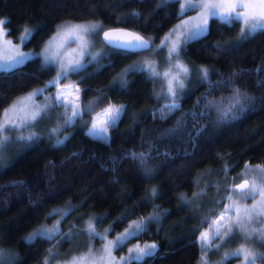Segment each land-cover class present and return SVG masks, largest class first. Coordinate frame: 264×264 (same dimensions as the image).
<instances>
[{"label":"trees","instance_id":"16d2710c","mask_svg":"<svg viewBox=\"0 0 264 264\" xmlns=\"http://www.w3.org/2000/svg\"><path fill=\"white\" fill-rule=\"evenodd\" d=\"M157 3L0 0V18L8 21L15 40L24 27L35 29L25 44L34 51L43 48L58 25L69 21L99 22L105 31L129 29L156 44L182 20L177 0L161 7ZM240 27L212 19L207 35L186 45L185 57L206 68L209 77L192 87L171 114L145 73L130 72L121 87L118 77L139 54L107 48L101 68L87 67L79 73L84 102L100 99L101 109L123 105L124 112L107 141L89 136L91 121L82 126L79 119L63 144H55L47 133L0 161V250L6 254L5 264H43L50 260L49 250L53 253L71 230L90 220L99 231L111 226L116 237L152 215L158 220L148 222L147 231L129 242L133 247L158 245L157 254L144 264H199V235L210 224V207L203 204L195 211L190 206L195 195L224 176L238 178L245 166L264 169V71H257L264 69V34L241 41ZM54 75L53 67L41 69V58L0 74V118L19 97ZM234 89L255 99L234 118L231 113L224 117L220 109L228 104L222 98L231 97ZM203 112L207 114L200 115ZM54 209L68 214L50 216ZM122 217L127 219L122 222ZM58 221L55 239L26 243L37 229L52 228Z\"/></svg>","mask_w":264,"mask_h":264},{"label":"snow or ice","instance_id":"6c2138e0","mask_svg":"<svg viewBox=\"0 0 264 264\" xmlns=\"http://www.w3.org/2000/svg\"><path fill=\"white\" fill-rule=\"evenodd\" d=\"M170 0H158L157 7L167 6ZM180 4L179 16L182 23L178 24L168 36L159 45V48L166 49L167 62L169 64L168 70L164 72L157 71L154 61H145L140 65L130 66L125 69L123 75L119 78L121 87L126 86V81L123 77L128 72H141L148 75L149 79L153 77L159 78L160 82L165 87L164 99L169 101L165 103L164 107L168 114L179 109V104L176 102L178 90L182 92L185 88V80L190 75V69L180 61L181 43L187 44L189 41L199 39L208 33V23L210 19L220 22L224 25L239 24L240 32L239 39L246 41L257 34H264V0H177ZM194 11L196 16L191 19H183L185 13ZM134 15H139L134 13ZM8 23L5 19H0V40L7 36L4 30V25ZM103 33L104 46L111 50H117L120 53H154L156 45L143 36L134 33H115L113 31H104L98 23L76 24L65 22L58 25L55 34L49 39L43 48L42 53H26L20 50L19 47L12 44L11 40H4L5 51L8 47L14 49L15 54L11 59H0V74L10 73L20 66L24 65L29 60L41 57V69H48L52 66L58 67V74L49 81L48 87L55 86L60 80L67 79L69 72L79 73L86 68L84 57H89L88 63H99L97 57L100 53L93 55L90 49L93 47L91 43L93 35ZM35 34V29L24 27L22 35L18 38V44L24 45L30 41ZM175 39H172V37ZM219 45L217 48L219 49ZM107 55V53H104ZM201 80L208 81V70L202 68ZM257 71H264V69H257ZM222 83V82H221ZM77 93L79 89L75 90ZM44 90L38 89L29 93L25 97L18 99L10 109L2 113L0 118V161L4 158V151L6 146L10 143V137L16 136L20 141H31L34 134L24 136L22 129L31 127L40 117L41 112L44 111L34 103V98L38 95H43ZM65 95L63 90L55 94L54 99L57 101L58 107H63L65 113L70 115L65 120V124H71L73 120L82 116L83 110L80 109L79 104H73L68 107L62 96ZM78 96L76 99L78 100ZM254 97L248 95L246 92H241L240 89H234L233 95L229 98H222L226 100L228 107L220 109L222 116L227 117L230 113L244 110L245 105H249L254 101ZM47 108V105L45 106ZM91 111V109H89ZM124 112V106L110 105L98 116L100 123L93 122L91 128L87 129L89 136L95 137L102 141L108 140V130L110 127H115L120 116ZM47 115L46 112H44ZM206 112L200 115H206ZM166 118V116H162ZM196 116H193V120ZM179 123H183L180 121ZM56 131V129H53ZM169 134H173L170 130ZM67 137H65V140ZM61 143V141H58ZM135 158V154H130ZM247 169V166H245ZM248 172L253 171L247 169ZM259 180L253 178L251 184L245 179L243 183L232 188L223 199L230 202L229 206L223 207V211H217L218 219L210 222L211 227L209 232H202L200 235V247L202 252H207L212 248L213 243L219 239L220 244H216V251L219 252L222 244L226 238L241 239L243 244L234 252L225 253L219 264H224L225 261L231 257H239L242 259V264H264V252H258L255 247H264V169L258 168ZM224 174H227V168L224 169ZM157 193L153 190L152 195ZM233 194L238 200L251 199L256 201L251 208H241L238 206V200H233ZM68 213L59 209H54L49 213L50 216L60 215L62 218ZM225 217H229L228 220ZM235 217V219H231ZM127 217H122L123 222ZM158 217L155 215L149 216L147 221L133 222L128 225L127 229L120 235H117L115 240H107L106 233L114 231L111 226L105 230V234L96 231V225L93 221H89L86 227L90 237H99L106 241V244L99 255L92 252L91 249L79 257L73 256L68 264H144L146 260L154 257L157 252V245L139 244L133 248L128 249V255L117 260L113 256L114 249H123L133 239L139 237L142 233L147 231V223L157 221ZM253 223H259L258 228L250 227ZM59 221L52 228H39L28 237L26 243L32 244L37 238H45L49 241L56 238L59 233ZM244 245H253L254 247H245ZM5 252L0 250V264H5ZM49 258H54V254L49 250ZM202 264H209L207 258L202 257ZM43 264H49V260L45 259Z\"/></svg>","mask_w":264,"mask_h":264},{"label":"rangeland","instance_id":"374dc122","mask_svg":"<svg viewBox=\"0 0 264 264\" xmlns=\"http://www.w3.org/2000/svg\"><path fill=\"white\" fill-rule=\"evenodd\" d=\"M170 1H174V0H170ZM196 15H197L196 12L190 11L184 14L183 19L190 20L191 17L196 16ZM0 19H3V18H0ZM211 21L212 19H210L208 23V31L210 28ZM71 23L85 24L82 22H71ZM87 23H98L101 26V28L105 31V29L99 22H87ZM181 23H182V20L179 22V24ZM3 27H4V30L7 32V36H5L3 40H0V59H4V58L11 59V57L15 54L14 49H12L11 47H8L6 51L4 50L5 49V45L3 43L4 40H11L12 44L19 47L20 50L23 52L33 53V54L42 53L43 48L46 44L39 51L29 50L25 47V44L19 45L18 40L13 39L9 35V31L6 27V24ZM102 35H103L102 32H100L98 35H93L92 40H91L93 47L90 49L93 55L100 53V56L97 57L99 63L98 64L88 63L87 61L89 57L85 55L84 62L86 63V68L92 67V66L95 68H101L104 64V61H105L104 57L106 56L104 55V53H106L107 48L104 46ZM172 39H175V37L173 36ZM150 40L152 41V39ZM161 43L162 41L160 43L154 44L156 45V49L154 53H145L143 55L139 54L137 60L135 61L133 65H140L145 61H154L157 71L159 72L167 71L169 67V64L167 62V51L166 49L159 48V45ZM187 44L181 43L180 61L190 69V75L185 80V88L182 90V92L178 90V96L176 97V102L178 104L180 103V100L192 89V87H194L195 85L201 82V71L200 70L204 68V67H198L195 64H192L185 57L184 50ZM36 58H41V57L37 56ZM52 67L55 69V75L49 81H52L58 74V67L55 65ZM79 73L69 72L67 79L60 80L55 86L48 87L49 85V81H48L45 85L35 88L29 92V93H32L38 89L44 90L43 95H38L34 98V103L37 106H39L41 109H43L44 111L41 112L40 117H38L37 121L34 123L33 126L21 130L24 136L34 134V138L31 141H27V140L20 141L16 139L15 135H12L10 137V143L5 148L4 157H8V158L11 157L10 155L12 153L19 151L24 147L23 144H30L31 142L39 138H42L44 135H48V134H49L48 135L49 138L52 137L56 139L54 140L55 144L57 145L63 144L67 140V139L65 140V137L68 138L71 135V130H69V128L72 126V124L75 121L79 119H81L80 124L82 126L87 125L91 121L89 128H91L93 122L100 123V121L97 118L108 107L101 109L100 99H96V100L89 101V102L83 101L81 94H80V90L78 93L75 91L77 88L79 89V84H78ZM129 73L130 72H128V74ZM128 74L123 77L125 81L127 79ZM152 79L155 82V91H156L157 98L161 100L164 105L165 103L170 102V100L165 101L164 99V91H165L166 86L160 82L159 78L153 77ZM118 80H119V77H118ZM60 90H63L65 93V95L62 96V99L64 100L65 104L68 107H71L73 104H79L80 109L83 110L82 116L75 118L71 124H65V120L70 115V113H65V110L63 107H58L57 101L54 99L55 94ZM29 93L21 97H25ZM77 96L79 97L78 100L76 99ZM21 97H19L18 99H20ZM14 103H12L6 110L10 109ZM46 105H47V108H45ZM89 109H91V111H89ZM44 112H46L47 115H45ZM110 128L107 133L108 137L110 135ZM53 129H56V131H53ZM58 141H61V143H58ZM247 169H252L253 171L248 172ZM247 169L245 168L240 173V176H238V178L234 176H229V175L224 176L221 178V180H216V182L213 183L210 188H208V186L206 188H203V190H201L198 194L195 195L190 206L195 211H199V209H202V207H204L203 204H205L207 208L210 207L208 211L209 216H210L209 218L210 222L212 220L218 219L217 215L214 217V213L220 208L219 207L220 205H223L224 207L229 206L230 202L223 199V197L229 194L232 188L242 183L245 179H247L250 184L253 178H257V180H259V173L256 171V169L258 168L253 167V166H247ZM233 200L234 201L238 200L235 194H233ZM255 202L256 201H253L251 199L238 200V206L241 208H251L252 204ZM219 211H223V207ZM225 219L228 220L229 217H225ZM231 219L234 220L235 217H232ZM260 226L261 225L259 223H253L250 227L258 228ZM86 227H87V224L83 226H76L75 229L71 230V232L67 235V237L59 243L58 247L53 252L54 258H50L49 264H68V261H70L73 256L79 257L80 255L87 253L89 249H91L94 254L99 255L100 250L104 248L106 241L101 240L99 237H90L88 232L86 231ZM210 227H211V224H209L207 229L202 230V232H209ZM59 230H60V227H59ZM96 231L101 234H105V230L99 231L98 229H96ZM106 235H107V240H115L116 238L115 236L111 235V231L107 232ZM200 235H199V241H200ZM209 235L211 236L212 233L209 232ZM220 243L221 241L217 239L213 243L212 248L209 251L202 252L201 258L202 257L207 258L209 264H219V262L222 260L225 253L234 252L236 249L242 246L243 241L241 239L226 238L219 252H217L215 245L220 244ZM138 244L140 246L144 245L142 243H137V245ZM244 246L254 247L253 245H244ZM129 248H133V245L131 243H128L127 246L124 247L122 250L114 249L113 256L117 260H119L122 257H126L128 255ZM157 249H158V245H157ZM255 250L258 252H264V247H255ZM199 264H202V259H200ZM224 264H242V259L239 257H231L229 260L225 261ZM257 264H260V262L258 261Z\"/></svg>","mask_w":264,"mask_h":264},{"label":"water","instance_id":"95a60500","mask_svg":"<svg viewBox=\"0 0 264 264\" xmlns=\"http://www.w3.org/2000/svg\"><path fill=\"white\" fill-rule=\"evenodd\" d=\"M113 31V32H115V33H134V34H138V35H140V36H143L145 39H148V40H150L148 37H146V36H144V35H142V34H140V33H138V32H135V31H132V30H129V29H125V28H116V29H108V30H106V31ZM102 38H103V35H102ZM151 41V40H150ZM152 42V41H151ZM134 54H139V53H134ZM244 182V181H243ZM242 182V183H243ZM250 184V183H249Z\"/></svg>","mask_w":264,"mask_h":264}]
</instances>
